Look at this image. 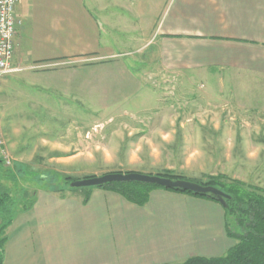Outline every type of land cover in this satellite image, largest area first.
<instances>
[{"label":"crops","instance_id":"obj_1","mask_svg":"<svg viewBox=\"0 0 264 264\" xmlns=\"http://www.w3.org/2000/svg\"><path fill=\"white\" fill-rule=\"evenodd\" d=\"M17 1L23 24L14 39L13 64L48 65L26 72V79L38 83L44 95L65 97L73 108H84L70 111L68 103L59 101L45 103L47 113L56 114L54 104L64 108L62 114L93 115L99 93L106 103L124 99L129 108L119 114H151L149 127L159 133H138L135 151L124 158L140 167L163 155L157 147L171 144L176 131L194 128L163 121L164 112L168 119L174 109L159 104L147 75L157 76V82L176 75L184 88L220 82L223 76L264 82V0ZM126 57L141 68L127 66ZM143 119L133 130L147 127ZM200 126L219 128L206 122ZM77 140L68 144L65 156H54L51 151L61 149L48 146L45 160L73 162V173L86 171V165L77 169L75 163L92 165L94 155L87 141L78 147ZM25 158L30 160H15ZM32 194V208L18 214L7 231L4 264H184L193 258H223L237 244L227 234L220 204L186 194L157 189L144 207L99 188L84 195L50 188Z\"/></svg>","mask_w":264,"mask_h":264},{"label":"rangeland","instance_id":"obj_2","mask_svg":"<svg viewBox=\"0 0 264 264\" xmlns=\"http://www.w3.org/2000/svg\"><path fill=\"white\" fill-rule=\"evenodd\" d=\"M122 61L132 69L141 68L132 57L123 58ZM26 75L22 73L10 76L0 88L2 132L6 148L15 149L14 154L7 150L12 166L6 168L3 164V170L10 171L18 178V184H7L12 187L19 201L31 202L32 193L38 189H63L84 195L89 188L71 190L66 178L77 181L113 173L157 175L170 171L188 181L198 182L225 175L264 189V82L254 83L240 78L236 81L223 76L220 82L190 83L189 88H184L176 75L161 76V85L156 81L157 76L147 75L150 86L157 90L159 104L174 109L173 115L168 119H165L166 112L161 114L165 116L163 121L189 123L194 128L176 131L178 136L166 147L155 146L163 155L150 162L149 167H140L124 158L135 151L134 145L139 143L141 137L138 133L147 136L159 133L155 128L149 127L154 121L151 114L144 113L140 116L136 110L129 114H119L122 109L129 108L124 105V99H114L113 102H121L120 105L106 103L109 100L101 98L99 93L95 95L93 115L62 114L60 111L64 108L54 104L52 109L56 114H49L45 103L49 106L59 101L63 106L68 103L70 111L80 112L84 108H73L70 100L65 97L44 95L38 83H30ZM197 85L198 89L195 87ZM133 106H130L132 110ZM147 107H152V104L149 103ZM140 118H144L142 123L148 121L149 124L147 122V127L143 126L140 131L133 130L134 126L140 125ZM203 122L210 123V128H219L202 130L200 125ZM59 134L62 136L57 138ZM201 134H205L204 139ZM113 135L116 136L111 139ZM75 139H78V147L87 141L91 146L88 152L94 155L92 165L86 161L75 163L77 169L81 165L87 166L86 171L81 172L83 174L71 171L73 162L45 160L47 151H50L48 146L61 149L51 151L54 156H65L70 153L66 150L69 149L68 144ZM55 142L62 143V146L54 144ZM115 152L119 155L116 156ZM107 154L112 156L109 161L106 159ZM22 156L30 160H15Z\"/></svg>","mask_w":264,"mask_h":264},{"label":"trees","instance_id":"obj_3","mask_svg":"<svg viewBox=\"0 0 264 264\" xmlns=\"http://www.w3.org/2000/svg\"><path fill=\"white\" fill-rule=\"evenodd\" d=\"M3 167V162L0 159V264L5 262L8 229L12 226L18 214L29 211L33 205L32 202H22L16 198L12 187H9L7 183L12 182L13 185H16L18 184V178L8 170L4 171ZM157 175L174 181L188 180L170 171ZM74 181L76 180L66 178L69 188ZM189 181L205 187H214L228 196L225 199L226 206H221L225 211L227 234L237 244L223 258H193L184 264H264V189L230 179L225 175L209 177L204 182ZM97 188L120 195L129 203L138 207H144L148 204L150 195L154 190L164 189L142 183H112ZM92 189L94 188H89V191ZM168 191L220 204L219 198L214 195L195 194L181 189ZM88 197L87 195L85 202H87Z\"/></svg>","mask_w":264,"mask_h":264},{"label":"built area","instance_id":"obj_4","mask_svg":"<svg viewBox=\"0 0 264 264\" xmlns=\"http://www.w3.org/2000/svg\"><path fill=\"white\" fill-rule=\"evenodd\" d=\"M17 0H0V88L8 77L16 74H22L29 71H38L48 65H21L13 64L15 54L14 39L17 35L18 28L23 24V20L17 15ZM63 63L62 65H69ZM56 66H58L56 64ZM0 159L4 166L9 168L12 166L10 154L6 148V142L2 132L0 122Z\"/></svg>","mask_w":264,"mask_h":264},{"label":"water","instance_id":"obj_5","mask_svg":"<svg viewBox=\"0 0 264 264\" xmlns=\"http://www.w3.org/2000/svg\"><path fill=\"white\" fill-rule=\"evenodd\" d=\"M112 183H142L154 185L167 190L181 189L183 191L192 192L195 194H210L219 198V203L225 207V199L228 198L220 190L214 187H205L203 185L188 181V180H172L163 178L158 175H147L140 173H113L106 174L100 177L86 178L77 180L71 183V189L97 188Z\"/></svg>","mask_w":264,"mask_h":264}]
</instances>
